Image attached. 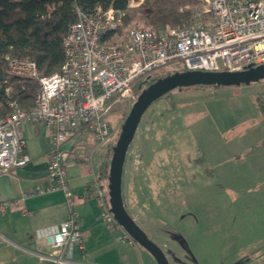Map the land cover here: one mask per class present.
I'll use <instances>...</instances> for the list:
<instances>
[{
    "label": "built area",
    "instance_id": "obj_1",
    "mask_svg": "<svg viewBox=\"0 0 264 264\" xmlns=\"http://www.w3.org/2000/svg\"><path fill=\"white\" fill-rule=\"evenodd\" d=\"M205 13L216 17L213 25L199 21L182 29L158 32L151 27L127 29L122 45L104 43L103 37L123 26L129 9L143 0H129L126 10L98 7L92 14L78 11V21L63 38L65 62L60 72L42 76L36 62L7 59V76L36 82L34 106L22 109L11 87L6 88L10 114L0 120V170L25 166L23 126L41 122L50 133L48 153L49 186L32 194L62 191L70 204V190L65 165L66 144L80 134H89L99 145L107 143L111 126L106 116L122 105L137 101L136 86L161 77L154 74L171 63L181 62L184 71L243 72L264 64V0H206ZM103 207L102 218L115 224L108 200L99 183H92ZM72 210L60 224L35 231L54 249L49 258L55 264L71 263L75 248L84 247V235ZM121 241L137 243L126 232ZM264 264V263H262Z\"/></svg>",
    "mask_w": 264,
    "mask_h": 264
},
{
    "label": "rangeland",
    "instance_id": "obj_2",
    "mask_svg": "<svg viewBox=\"0 0 264 264\" xmlns=\"http://www.w3.org/2000/svg\"><path fill=\"white\" fill-rule=\"evenodd\" d=\"M188 1L197 6L193 23L209 25L216 20L205 13L206 0ZM142 4L129 9L130 26L147 27ZM190 7L189 3L181 10ZM182 71L183 64L175 62L153 77ZM147 86L143 80L137 88ZM261 94L264 80L176 89L146 110L127 153L126 194L130 207L142 216V222H135L152 241L163 224L177 233L187 232L189 224L180 221L192 212L200 231L185 233V240L196 262L199 254L201 258L214 249L230 253L246 248L255 254L264 248V165H258L264 164V118L256 105ZM130 109V105H122L106 116L111 132L102 154L109 155L108 164ZM141 168L147 173L137 186L136 174ZM108 178L100 181L109 204ZM140 197L144 204L138 206ZM132 208L126 209L129 214Z\"/></svg>",
    "mask_w": 264,
    "mask_h": 264
},
{
    "label": "crops",
    "instance_id": "obj_3",
    "mask_svg": "<svg viewBox=\"0 0 264 264\" xmlns=\"http://www.w3.org/2000/svg\"><path fill=\"white\" fill-rule=\"evenodd\" d=\"M23 133L26 139L25 153L30 161L25 166L9 171L0 170V264H55L49 258L54 249L46 240L37 239L35 231L66 221L72 210L79 215L77 223L84 235V247L75 248L69 264H157L150 253L138 244L131 246L121 241L125 231L117 222L110 224L102 218L103 207L98 203L92 183L97 180L101 188L100 180H106L104 171L109 155L102 154L104 144L99 145L91 135L83 133L66 144L68 154L65 165L72 192L70 204L62 191L32 194L38 188L49 186L48 153L52 141L47 128L38 121L27 122L23 126ZM258 165L261 168L264 164ZM126 166L127 157L122 178L123 199L127 209L132 207L127 201ZM144 170L141 168L136 174L137 186L141 183ZM137 189L141 190V187ZM101 190L104 192V189ZM142 204L144 198L140 197L137 205ZM130 210L134 221L140 222L142 216L133 208ZM180 222L189 224L190 227L185 226L187 235L200 231L197 229L199 220L192 212L183 215ZM180 233L163 224L152 235L153 242L166 254L169 264L264 263V248L255 254L246 252V248H237L230 253L214 249L204 253L205 256L201 258L197 252V263L188 249L185 240L187 235ZM178 242L182 243L183 249L177 247Z\"/></svg>",
    "mask_w": 264,
    "mask_h": 264
},
{
    "label": "trees",
    "instance_id": "obj_4",
    "mask_svg": "<svg viewBox=\"0 0 264 264\" xmlns=\"http://www.w3.org/2000/svg\"><path fill=\"white\" fill-rule=\"evenodd\" d=\"M189 3L190 9L181 10ZM128 4L129 0H0V120L11 112L6 88H12L22 109L34 106L38 89L36 82L7 76L8 58L36 62L42 76L58 73L65 62L63 38L71 25L78 21V11L92 14L98 7L126 10ZM193 10H197L196 2L188 0H144L140 8L145 16V25L158 32L192 25ZM130 23L131 15L128 14L123 26L104 36L103 42L121 46L127 29L133 27ZM141 91L136 86L138 95ZM256 105L260 116L264 118V94L257 97ZM109 164L105 166L106 177Z\"/></svg>",
    "mask_w": 264,
    "mask_h": 264
},
{
    "label": "water",
    "instance_id": "obj_5",
    "mask_svg": "<svg viewBox=\"0 0 264 264\" xmlns=\"http://www.w3.org/2000/svg\"><path fill=\"white\" fill-rule=\"evenodd\" d=\"M264 80V64L250 67L243 72L182 71L161 77L149 84L132 105L118 140L113 147L109 168V204L117 224L134 241L150 253L157 264H169L163 250L153 242L127 212L123 199L122 178L127 153L146 110L159 98L179 88L197 86H240Z\"/></svg>",
    "mask_w": 264,
    "mask_h": 264
}]
</instances>
